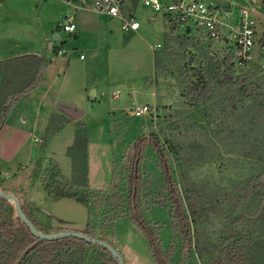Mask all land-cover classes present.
<instances>
[{
	"label": "rangeland",
	"instance_id": "rangeland-1",
	"mask_svg": "<svg viewBox=\"0 0 264 264\" xmlns=\"http://www.w3.org/2000/svg\"><path fill=\"white\" fill-rule=\"evenodd\" d=\"M215 2L226 5L225 0ZM234 2L231 21L237 24L239 5L250 3L257 30L252 60L244 70L250 71L253 67L264 70V52L259 50L258 45V38L264 36V8L261 0ZM71 14L72 8L59 0H0V52L8 51L13 44L23 45L32 52L44 55L49 62L43 83L34 87L37 88L30 99L46 90L47 103H52L59 96L63 101H71L84 112L79 119L65 113L58 117L50 112V120L48 118L42 125L47 110L38 108L36 100L27 103L21 98L13 104L7 124H17L27 133L32 129L33 132L37 131L30 136L17 137L15 133L12 137L13 131L7 124L0 131V188L20 198L29 211L30 219L42 232L46 228L82 231L87 226H92L98 236L112 244L126 259L125 264H154L149 240L141 225L132 219L128 182L130 154L134 143L139 137L147 136L150 139L151 133H155L165 147L174 180L181 187L195 188L204 195L207 194L206 196L219 198L220 202H212L211 208L199 211L196 216L192 225L195 230L192 244L194 246L196 242L198 249L192 248L190 253L186 248L183 249L182 241L178 232L176 233L170 206L165 207L154 196L144 199L143 218L160 234L165 246L174 244V263L181 260L179 264H211L207 248L210 250L213 246L215 251L218 250L223 246L224 237L228 235L227 215L230 203H223V199L229 196L239 179L252 173V165H256V159H244L231 153L229 145L225 147L219 144L216 147L214 142L219 137L214 136L211 125L195 131L194 120L204 122V118L193 107L181 105L179 89L166 83L160 87L156 83L155 55L163 47L164 36L171 28L163 15L139 4L135 7L134 15L141 27L137 32L130 33L123 30L122 20L119 18L98 14L88 8L79 9L74 14L76 31L67 32L63 26L67 16ZM174 32L180 30L175 29ZM54 34H58L60 38L53 39ZM194 34L195 38L209 44L211 52L221 57L234 44L224 38L208 40L199 31H194ZM158 43L161 46L153 49ZM20 49L21 52L27 51L20 47L16 50ZM59 50H64L65 53L61 54ZM188 50L194 49L190 47ZM190 51L185 52L187 58ZM144 104L152 106L150 113L142 117L130 114L137 106ZM35 117L39 125H33ZM171 120L179 122L184 131L182 139L178 141L179 146L190 145L192 142L196 144L182 153L181 160L176 159L165 144V134H171V130L168 129L165 133L162 127L168 126ZM67 123L73 125L66 126ZM39 131L44 132L45 138L37 136ZM201 131H204V135L197 134ZM78 132H82L87 138L86 183L93 192L89 206L70 198L47 199L43 189V173L28 181L26 188L30 191L16 186L17 183H24L28 173L34 168H31L33 164L29 162L31 152L43 151L48 146L49 155L45 158L44 168L48 167L49 160L53 158L59 163L64 177L74 178L75 164L82 162L80 158L74 161L76 152L82 148V145L73 147ZM210 139L213 143L208 142ZM17 149L20 151L16 156L14 154L15 157L9 162L10 166L14 168L18 162L27 163V166L21 169L17 179L11 180L4 171L9 173L6 161L11 159L12 153ZM141 173L144 181L145 178L148 179L145 193L150 189L157 193L164 174L157 165V153L150 145L145 151ZM104 190L109 195L122 198L120 210L123 215L115 216L108 203L100 205L94 202L103 201L100 192ZM107 212L111 222L107 220L108 216L104 219ZM259 240L264 241V237ZM261 244L264 245V242ZM94 250L95 247H87V254L96 257ZM256 250L260 254L259 264H264V247Z\"/></svg>",
	"mask_w": 264,
	"mask_h": 264
},
{
	"label": "trees",
	"instance_id": "trees-1",
	"mask_svg": "<svg viewBox=\"0 0 264 264\" xmlns=\"http://www.w3.org/2000/svg\"><path fill=\"white\" fill-rule=\"evenodd\" d=\"M261 3L264 8V0ZM175 29L176 26L171 25L170 32L164 36L163 47L156 52V83L160 87L166 83L179 89L181 105L193 107L204 118V122L194 120L195 131L211 125L214 136L219 137L214 142L216 147L219 144L225 147L229 145L231 153L244 159H256V165H252V173L239 179L233 185L229 196L223 199V203H230L227 215L228 235L224 237L223 246L217 248L218 250L215 251L213 246L210 250L207 248L210 263L259 264L260 254H257L256 249L264 247L261 244L264 241L259 240L264 237V70L253 67L250 71H245L246 65L239 66L235 62L233 46L221 57L209 50V44L195 38L193 29H179L180 32L177 33L174 32ZM190 47L194 49L192 52L188 50ZM186 51H190L188 58ZM47 63L44 57L36 54L0 61L2 85L9 86L19 77L18 83L25 77V73L29 74V80L25 84L16 83L10 93H0V131L11 114L12 105L39 83ZM168 129L171 134H165V144L176 159L181 160L182 153L196 144L192 142L186 146L178 145L184 131L176 120H171L168 126L162 127L165 133ZM80 133L82 132L77 133L73 147L82 145L74 156L75 162L78 158L82 162L75 164L74 178L64 177L59 163L51 158L43 172L42 182L45 193L52 200L70 198L89 206L93 192L86 183L87 138ZM203 133L204 131L197 132L201 135ZM208 142H212L211 139ZM149 145L156 151L157 165L164 174L157 193L153 189L145 193L148 179L145 178L144 181L141 173V164ZM72 152L71 148L70 154ZM130 158L128 200L132 219L141 225L149 240L154 264H179L181 260L173 262L176 252L174 244L165 246L160 234L143 218L144 199L154 196L165 207L170 206V216L176 226V233L178 232L183 249L186 248L188 253L192 248L198 249L196 242L194 246L192 244L195 235L192 225L196 216L199 211L211 208L212 202H220V199L212 195L206 196L207 194L204 195L195 188L181 187L174 180L165 147L155 133H151L150 139L147 136L139 137L133 145ZM100 195L103 201L94 202L100 205L108 203L115 216L123 215L120 210L122 198L109 195L105 190ZM21 205L30 218L27 207L22 202ZM109 215L107 212L104 219L108 216L107 220L111 222ZM34 224L37 226L35 222ZM91 227L87 226L80 232L106 241ZM62 230L46 228L45 232ZM90 246L95 247L96 257L87 254V247ZM26 250L28 253L21 264H118L109 250L84 239L65 237L44 240L34 236L18 216L15 205L0 196V264H15Z\"/></svg>",
	"mask_w": 264,
	"mask_h": 264
},
{
	"label": "built area",
	"instance_id": "built-area-1",
	"mask_svg": "<svg viewBox=\"0 0 264 264\" xmlns=\"http://www.w3.org/2000/svg\"><path fill=\"white\" fill-rule=\"evenodd\" d=\"M45 1V0H38ZM72 8L73 14L68 15L63 29L67 32L76 31L74 21L75 11L91 9L92 11L116 17L122 20V28L126 32H137L141 27L134 15L139 4L149 7L154 12L163 15L167 22L176 28H191L199 31L208 40L226 39L233 41L234 59L237 65L244 66L252 60V53L257 41V30L250 3L239 5V20L237 24L231 21L234 0H225L226 5L215 0H59ZM250 2V0H247ZM90 2V4H89ZM259 50L264 52V36L258 38ZM156 44L154 48L160 47ZM59 53H65L59 50ZM83 57V55H81ZM152 111L149 104L139 105L130 112L136 117L145 116Z\"/></svg>",
	"mask_w": 264,
	"mask_h": 264
},
{
	"label": "crops",
	"instance_id": "crops-1",
	"mask_svg": "<svg viewBox=\"0 0 264 264\" xmlns=\"http://www.w3.org/2000/svg\"><path fill=\"white\" fill-rule=\"evenodd\" d=\"M17 47H20V48H22V49H27V51H23V52H21V49L19 50V51H17L16 49H17ZM27 54H36V55H38V56H41V57H44L45 59H46V57L44 56V55H42V54H40V53H37V52H32L30 49H29V47H27V46H23V45H20V46H17V45H15V44H13L12 46H11V48L10 49H8V51H6L5 50V52H0V61H6V60H9V59H11V58H16V57H19V56H25V55H27ZM47 60V59H46ZM48 61V60H47ZM49 63V62H48ZM48 63H47V65H48ZM46 68H47V66H46ZM45 71H46V69H45ZM45 71H44V73H43V75H42V77H41V80L39 81V83L36 85L37 87H39L40 85H41V83H43V81H44V74H45ZM24 78L22 79L21 78V80H20V82H18V83H21L22 85L23 84H25L28 80H29V74L28 73H25L24 74ZM17 80H19V77L17 78V79H14L13 80V82H12V84H10L9 86L8 85H2V76H1V83H0V93L3 91V93L5 92V93H10L12 90H13V88H14V84H16L17 83ZM17 83V84H18ZM36 87V88H37ZM35 88V89H36ZM35 89L33 88L32 90H30L29 92H27L23 97H22V100H26V102L28 103V102H30V100H36V103H37V106H38V108H45L46 110H47V115L45 116V118H43V120H42V125H44L45 123H46V121L48 120V118H49V113L51 112V114H55V116H58V117H61L60 115H61V113H65L61 108H59V103H65V104H71V105H73V106H75L76 108H78L74 103H72L71 101H69V100H64L63 101V99L62 98H60L59 96H56L55 98H54V100H53V102L52 103H47V99L45 98V94L47 93V91L45 90L44 92H42V94H41V92H40V94H38V95H36L35 97H34V99L33 98H31L30 99V95H32V93H34V91H35ZM43 90V89H42ZM62 111V112H61ZM20 114H23V113H20ZM66 114V113H65ZM67 115V114H66ZM51 117V116H50ZM83 117V116H82ZM22 118V117H21ZM49 120H50V118H49ZM8 122V121H7ZM7 122L5 123V125L3 126V128L6 126V124H7ZM22 124H24V123H22ZM34 124H38L39 125V123H37V117H35L34 118V122H33V125ZM8 126H9V128L13 131V133H11V134H13V136L12 137H14V135H15V133H16V135H17V137L18 136H22V137H25L26 135L27 136H30L32 133H35V131H37V129L33 132V129L30 131V132H26L25 130H23L22 128H20L19 127V125H17L16 124V126L15 125H13V123H9V124H7ZM69 125H73L72 123H67V125L66 126H69ZM2 128V129H3ZM43 133L44 132H42V131H39V135H37V136H41V138L43 139V138H45V136L43 135ZM56 136V134L53 136V137H55ZM21 137V138H22ZM39 137H37V138H39ZM36 138V137H35ZM35 140V139H34ZM52 142V141H51ZM19 151H20V149H17V150H15V152L14 153H12V156H11V159L9 160V161H6L7 162V166H8V171H9V173L8 172H5L4 171V173H7L8 175H7V177H9L11 180H14V179H17L16 177L19 175V173L21 172V169L22 168H24V167H26L27 166V163H23V162H18L19 164L18 165H16L14 168H12L11 166H10V164L11 163H9L10 161H12V159H13V156H14V154H15V156L19 153ZM43 151H46V153H44ZM43 151H38L37 153H35L34 151H32L31 152V156H30V158H29V162H30V164H33L32 165V167L31 168H33V170H30V172L28 173V175H27V179L24 181V183H17L16 184V186L18 187V188H20V189H24L25 191H30L29 190V188H26V187H28V185H29V183H28V181H31L32 180V178H34V176H38L39 175V173H43L44 172V170H45V162H46V157L49 155V146L46 148V149H44ZM14 156V157H15ZM7 158V157H6ZM17 167H20L18 170H17ZM16 190H17V188H15ZM44 194H45V196H46V198L48 199L49 197L47 196V194L44 192ZM124 261H126V259L124 258ZM126 264H128V263H126Z\"/></svg>",
	"mask_w": 264,
	"mask_h": 264
},
{
	"label": "water",
	"instance_id": "water-1",
	"mask_svg": "<svg viewBox=\"0 0 264 264\" xmlns=\"http://www.w3.org/2000/svg\"><path fill=\"white\" fill-rule=\"evenodd\" d=\"M76 36V34H74ZM58 34L53 35V39H59ZM59 108H61L67 115L71 116L74 119H79L84 115V112L80 110L79 108H76L75 106L71 104H65V103H59ZM0 196L11 201L16 208L17 214L20 217V219L27 224V226L30 228L31 232L33 233L34 236L39 237L44 240H56V239H61L65 237H77L84 239L90 243L97 244L99 246H102L109 250L115 260L118 261V264H125L123 256L119 253V251L109 242L101 240L99 238H92L91 236L80 232V231H58V232H52V233H46L40 231L37 226L34 224V222L27 216V214L24 212L21 201L19 197L10 192H6L3 189L0 188ZM28 250H26L20 258L17 260L15 264H21L22 260L25 258L27 255Z\"/></svg>",
	"mask_w": 264,
	"mask_h": 264
}]
</instances>
